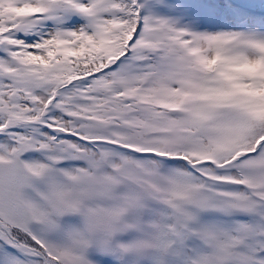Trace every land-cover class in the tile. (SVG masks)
<instances>
[{"label": "snow or ice", "instance_id": "6c2138e0", "mask_svg": "<svg viewBox=\"0 0 264 264\" xmlns=\"http://www.w3.org/2000/svg\"><path fill=\"white\" fill-rule=\"evenodd\" d=\"M0 0V264H264V16Z\"/></svg>", "mask_w": 264, "mask_h": 264}, {"label": "rangeland", "instance_id": "374dc122", "mask_svg": "<svg viewBox=\"0 0 264 264\" xmlns=\"http://www.w3.org/2000/svg\"><path fill=\"white\" fill-rule=\"evenodd\" d=\"M182 1V0H149L152 10L157 14L169 16L178 19L181 24L191 23L194 20L199 22L201 28L215 27L226 23L236 24L238 19L233 20V16L226 11L221 14L216 11L215 4L209 3L206 0ZM202 1L205 3L202 4ZM254 4L264 5V0H248ZM216 8H218L216 6ZM248 10V9H247ZM253 16H260L258 12L253 13ZM238 18V17H237Z\"/></svg>", "mask_w": 264, "mask_h": 264}, {"label": "trees", "instance_id": "16d2710c", "mask_svg": "<svg viewBox=\"0 0 264 264\" xmlns=\"http://www.w3.org/2000/svg\"><path fill=\"white\" fill-rule=\"evenodd\" d=\"M207 2H209V1H207ZM218 8H216V6H214L215 7V9H216V11H218L220 14L223 12V11H225V8H224V6L223 5H221V4H215Z\"/></svg>", "mask_w": 264, "mask_h": 264}]
</instances>
